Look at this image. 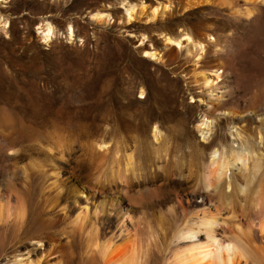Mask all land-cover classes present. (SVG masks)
Wrapping results in <instances>:
<instances>
[{"label":"rangeland","instance_id":"rangeland-1","mask_svg":"<svg viewBox=\"0 0 264 264\" xmlns=\"http://www.w3.org/2000/svg\"><path fill=\"white\" fill-rule=\"evenodd\" d=\"M123 1L144 3L145 15L138 10L133 22L126 23ZM199 1L203 0H9L0 4V13L8 18L7 30L0 28V203L5 209L8 200L13 206L20 197L25 211L22 223L0 219V264H35L43 249L54 244L60 252L41 264L66 261V253L69 264H99L86 254L92 229L80 230L70 220L49 221L47 212L61 206L72 219L77 207L87 203V216L96 207L101 209L99 238L113 240L116 246L124 243L115 238L121 226L132 233L127 215L133 222L140 221L141 247L147 243V226L154 230L162 224L166 232L173 227L167 211L176 198L189 210L199 209L202 170L210 158L208 151L206 157L200 156L208 143L197 129L199 109L206 104L210 111H225L216 113L213 134L235 148L228 127L232 122L263 159L255 180L251 173L234 174L233 196L225 187L229 197L226 200L221 192L217 199L224 202L215 200L216 206L222 216L233 212L243 221L255 218V193L264 192V10L250 25L211 5H197ZM169 3L174 4L171 11L147 20L152 8ZM97 11L107 13L110 20L90 19ZM44 21L56 30L46 43L38 27ZM68 24L74 28L71 41L65 34ZM183 31L192 37L209 33L216 38L207 49V61L217 59L214 51H223L220 61L226 78L203 90L191 82V57L184 51L169 57L166 52L175 50L162 37ZM143 35L160 53L158 61L138 50ZM153 123L163 135L158 141L153 139ZM100 144L106 149H99ZM129 156L133 168L126 172ZM53 166L59 173L58 195L49 188ZM189 172L192 178L187 182ZM125 174L129 188L117 179ZM243 187L244 194L238 191ZM97 190L102 194L95 195ZM191 219L190 214L177 225ZM162 246L152 241L149 264L163 263Z\"/></svg>","mask_w":264,"mask_h":264},{"label":"bare ground","instance_id":"bare-ground-1","mask_svg":"<svg viewBox=\"0 0 264 264\" xmlns=\"http://www.w3.org/2000/svg\"><path fill=\"white\" fill-rule=\"evenodd\" d=\"M8 1L9 0H0V4ZM238 1L203 0L202 2H197V5H211V7L217 12L226 13L229 17L236 20V22L245 20L248 24L255 22L259 18V13L264 10V0H242V4H239ZM121 4L124 13L123 18L126 23L133 22L134 16L137 14L138 10L142 16L145 15L146 5L142 2L133 4L123 1ZM172 5L174 4L169 3L168 5L163 4L161 8L159 6L152 8L146 15L147 20L150 22L157 20L159 17L161 18L162 15H165L167 9L171 11ZM6 18L0 13V28L3 31L7 30L8 18ZM90 19L107 22L110 20V16L105 12L97 11L92 13ZM70 25L68 24L65 27V34L69 41L74 37V28L72 29V25ZM38 27L41 29L42 38L45 43L56 34V30L49 22L44 21V23L39 24ZM162 37L165 44L175 50L170 51V49L166 52L169 57L172 58L176 52L180 51H184L187 56L191 57L190 59H192L193 62V74L191 75L190 80L195 86L197 85V87H199V90L208 89L215 84V80L218 81L221 78H226V74L228 73L226 72V69L223 68L222 62L220 61V54L223 51H214V56L217 57V59L207 61V49L209 50V45H211V42L216 39L215 37L214 39L211 34L206 33L200 34L198 37H192L189 33L183 31L181 34L179 33L178 36L171 37L163 35ZM137 47L147 58L155 61L160 59V53H157L155 48L147 43L145 35L142 36ZM224 52L228 54L227 50H224ZM199 111L201 120L199 121L197 129L198 132L201 133L203 140L208 143L207 146L203 147V150H201L202 152L200 153V156L201 158H204L206 151L210 154L209 162L206 164L205 169L203 167L204 171L202 170V172H204L202 181L203 190L201 191V195H198L200 200L197 202L199 209L193 208L189 210L188 208H185L177 198L172 201L170 204L171 210L169 209L167 212H169L168 214H170L169 216L172 218L171 222H174V225L172 224L173 227L169 232H166L164 229L165 226L163 228L162 224L160 226L157 225L158 227L154 230H151L147 226L145 228L147 243L141 247L137 241V237L139 236L138 233L141 230V222H133V219L130 217L128 218L127 215V219H129L132 227V233L127 230L126 227V229L124 227V229L122 228L121 221V228H119V230L117 229L118 235L115 238L123 239L124 243L122 244L123 246H116L113 240L99 238L98 227L103 211L96 207L93 212L91 211V215L87 216L88 203L84 205V207H77L73 214V219L71 216L69 217V213L66 211L65 206L59 207L58 210L52 209L47 212L49 221L57 224L70 220V225L79 228L80 230L85 227L92 229L93 238H90L92 239L90 241L92 242V245L87 246L86 254L91 261L96 257L99 264H149V251L152 241L154 245L161 243L165 247L162 264H264V192L259 189L255 193L257 196L253 205L255 218L252 221H250L251 218H249L250 220L248 221L245 217L244 219L247 220V222L245 220L244 222L242 217L240 219V217L233 215V212L231 214L229 212L226 216H222L220 214L221 211H219L222 209L217 208V202L215 201L218 200V202H220L217 197L221 192L224 194V198L226 195L228 196L224 191L225 187L230 188V193L232 192L234 174L239 175L240 177H246L248 173H251V179L255 180L257 178V172L260 169V164L262 163H260L261 158L259 154L251 150L248 140L242 136L241 132L237 129L234 130L235 128L232 122L228 124V127L229 134L233 138L232 142L236 143L235 148L230 145H225L224 141L221 138L219 139L218 134L212 133L213 130L217 128L215 125L216 113L220 111L221 114H225V111L219 109L210 111L207 109V104L206 106L201 107ZM228 115H232L233 117V113ZM154 119L155 118L151 119V121ZM201 127H203V129ZM151 128H153V139L158 141L159 137L163 136H161L162 132H160V127L157 123H153ZM231 130H234V132ZM99 149H106V145L100 144ZM191 162H193V160L189 163ZM192 164L188 165L189 171L192 170ZM125 167L126 172L133 168L131 156L128 157ZM52 170L50 178H52L53 181L49 185V188L50 190L58 191L60 188L58 178L59 173L56 172L55 166L52 167ZM259 172L261 173V171ZM189 173L190 174L185 178L187 182L192 178L191 172ZM117 175L119 174L117 173ZM117 179L125 184V188L131 187L130 184H128L126 174ZM100 189L103 190L104 187L102 186ZM109 189L111 190L112 188L109 187ZM238 191L244 194L246 188H239ZM59 193L60 192L58 191L56 195ZM100 194H102L100 193V190L98 193H95V195ZM225 199L227 200V198ZM232 199L234 198H230L229 200ZM16 201L18 205L16 204L12 206L8 200L5 209H2L0 203L1 221H3V219L8 220L9 218H12L15 223H22L25 218L24 207L22 208V206H20L22 204L20 197L16 198ZM223 202H220V204L222 205ZM220 204L218 205L221 206ZM190 214L192 215V219L189 223L177 225L179 220L185 219L186 216ZM241 214H243V211ZM169 216L168 219H170ZM245 216H247V214ZM37 243L41 242L38 241ZM63 247L66 248L65 246ZM59 248L60 246L54 244L52 247L49 246L47 251L43 249V252L40 254V257L35 264H41V262L43 263L47 261L49 257L60 252H58ZM67 256V253L63 256L67 259L66 261H60L57 264H69V257ZM15 264L32 263L15 261Z\"/></svg>","mask_w":264,"mask_h":264},{"label":"water","instance_id":"water-1","mask_svg":"<svg viewBox=\"0 0 264 264\" xmlns=\"http://www.w3.org/2000/svg\"><path fill=\"white\" fill-rule=\"evenodd\" d=\"M162 42H163V39H162Z\"/></svg>","mask_w":264,"mask_h":264}]
</instances>
